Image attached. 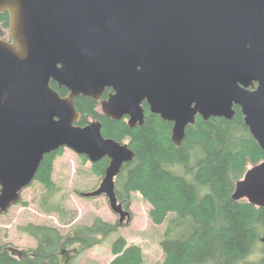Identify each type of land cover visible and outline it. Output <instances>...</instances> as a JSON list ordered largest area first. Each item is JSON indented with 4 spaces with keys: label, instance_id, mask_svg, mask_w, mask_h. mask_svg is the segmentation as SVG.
I'll return each instance as SVG.
<instances>
[{
    "label": "water",
    "instance_id": "obj_1",
    "mask_svg": "<svg viewBox=\"0 0 264 264\" xmlns=\"http://www.w3.org/2000/svg\"><path fill=\"white\" fill-rule=\"evenodd\" d=\"M4 12L0 213L20 202L47 154L68 147L92 163L110 159L100 186L82 195H106L120 223L131 221L115 187L135 152L106 137L100 121L82 125L75 105L108 89L103 113L143 125L147 103L173 123L176 145L198 116L233 119L238 105L264 150V0H0ZM233 198L264 206V160L237 181ZM77 252L64 249L61 264Z\"/></svg>",
    "mask_w": 264,
    "mask_h": 264
},
{
    "label": "trees",
    "instance_id": "obj_2",
    "mask_svg": "<svg viewBox=\"0 0 264 264\" xmlns=\"http://www.w3.org/2000/svg\"><path fill=\"white\" fill-rule=\"evenodd\" d=\"M0 27L10 28L9 12L0 14ZM52 86L63 96L69 92L55 82ZM75 105L82 113V125L89 118L100 121L106 137L128 142L134 150L135 158L124 163L116 177V195L129 209L132 194L140 193L151 205L153 223L168 221L161 241V264H264V206L233 198L237 181L250 166L264 160V150L251 134L240 106L235 105L233 119L211 117L206 121L198 116L182 144L176 145L171 139L173 123L153 114L147 103L145 123L134 127L129 126L128 117L113 120L107 116L92 98L78 97ZM64 149L47 154L35 176L34 181L50 195L60 191L53 173ZM109 163L108 157L92 163L93 172L104 177ZM44 199L46 213H57L61 221L69 217L61 201ZM172 213L176 215L170 219ZM75 217L72 214L70 219ZM119 227V222L97 217L91 225H78L63 234L53 225L28 223L19 229L33 236L37 246L13 251L0 243V264H61L64 249H90ZM112 253L110 264H144L142 246L124 236L114 241Z\"/></svg>",
    "mask_w": 264,
    "mask_h": 264
},
{
    "label": "rangeland",
    "instance_id": "obj_3",
    "mask_svg": "<svg viewBox=\"0 0 264 264\" xmlns=\"http://www.w3.org/2000/svg\"><path fill=\"white\" fill-rule=\"evenodd\" d=\"M10 28L0 27V37L8 36ZM101 110V106H99ZM93 121L89 118V122ZM251 167V166H250ZM249 167V168H250ZM53 180L60 191L56 194L46 193L39 182H33L22 192V201L0 213V243L13 251L31 250L37 246L36 239L22 232L20 226L28 223L47 224L58 227L63 234L71 232L76 226L91 225L97 217L111 223L119 222L120 227L108 235L104 241L90 249L77 252L69 264H110L114 258L112 246L119 236H124L130 243L140 244L144 251V264H161L163 250L161 241L165 237L168 221L155 224L150 218L151 205L140 193L132 194L129 207L131 221L120 223V216L113 211L106 195L85 197L83 192L98 188L103 177L96 175L90 160L84 161L82 155L65 147L62 155L55 160ZM45 196L51 202L61 201L69 213L65 221H61L55 212L46 213L42 207ZM24 202L28 204L25 205ZM74 214L76 217L70 219ZM176 214H170V219ZM75 248L72 246L70 249ZM257 255V254H256Z\"/></svg>",
    "mask_w": 264,
    "mask_h": 264
},
{
    "label": "flooded vegetation",
    "instance_id": "obj_4",
    "mask_svg": "<svg viewBox=\"0 0 264 264\" xmlns=\"http://www.w3.org/2000/svg\"><path fill=\"white\" fill-rule=\"evenodd\" d=\"M3 38L9 40V39H10V36H9V35H8V36H3ZM60 88H61V87H60ZM111 91H112L111 89H108V90L105 92V94H104V96H103V99L100 100V101H98V102H99V105L101 106V110H102V102L108 98V95H109V93H110Z\"/></svg>",
    "mask_w": 264,
    "mask_h": 264
}]
</instances>
